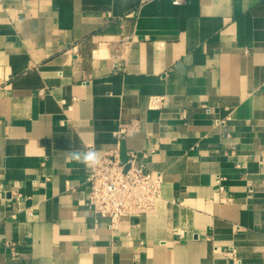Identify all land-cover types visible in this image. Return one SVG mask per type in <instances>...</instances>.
<instances>
[{"label":"crops","instance_id":"obj_1","mask_svg":"<svg viewBox=\"0 0 264 264\" xmlns=\"http://www.w3.org/2000/svg\"><path fill=\"white\" fill-rule=\"evenodd\" d=\"M87 147L161 173L154 212L112 230L88 210L69 156ZM230 248L264 264V0H0V264H231Z\"/></svg>","mask_w":264,"mask_h":264},{"label":"built area","instance_id":"obj_2","mask_svg":"<svg viewBox=\"0 0 264 264\" xmlns=\"http://www.w3.org/2000/svg\"><path fill=\"white\" fill-rule=\"evenodd\" d=\"M182 0H173V4H178ZM247 52V50H244ZM226 119H216L215 126H224ZM138 123L132 120L128 123L120 124L112 133L116 145L125 137L137 131ZM226 137H229L227 134ZM90 148L87 147L86 150ZM101 163L95 168H90L87 182L90 186V195L85 203L88 210L95 215L107 218L109 228L114 230L119 225L121 217L128 215L152 214L156 203L161 196L163 176L159 172L150 173L138 164L137 154H127L124 163L119 160V153L112 151L105 157H100ZM223 177H216V185L223 188L221 182ZM248 193L252 188L247 184ZM178 239L183 237V232L175 231ZM4 247L11 259L18 256L16 243L6 241ZM231 264H237L239 258L236 251L230 248L221 253Z\"/></svg>","mask_w":264,"mask_h":264},{"label":"clouds","instance_id":"obj_3","mask_svg":"<svg viewBox=\"0 0 264 264\" xmlns=\"http://www.w3.org/2000/svg\"><path fill=\"white\" fill-rule=\"evenodd\" d=\"M69 156L72 161L83 164L86 168H95L101 163L100 154L95 149H71L69 151Z\"/></svg>","mask_w":264,"mask_h":264},{"label":"water","instance_id":"obj_4","mask_svg":"<svg viewBox=\"0 0 264 264\" xmlns=\"http://www.w3.org/2000/svg\"><path fill=\"white\" fill-rule=\"evenodd\" d=\"M127 157L125 155V152L123 151V148L121 147L119 150V160L121 163H124L126 161Z\"/></svg>","mask_w":264,"mask_h":264}]
</instances>
